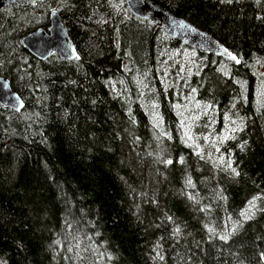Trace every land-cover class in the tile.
<instances>
[{
    "label": "trees",
    "instance_id": "16d2710c",
    "mask_svg": "<svg viewBox=\"0 0 264 264\" xmlns=\"http://www.w3.org/2000/svg\"><path fill=\"white\" fill-rule=\"evenodd\" d=\"M151 1L238 61L166 35L124 0H45L14 6L43 11L32 20L0 18V75L25 102L0 105V264H75V237L85 264H264V95L251 68L264 58V0ZM53 7L77 58L41 60L22 46ZM179 49L193 53L190 68L165 60ZM20 58L33 65L25 77ZM28 77L30 99L19 87ZM191 91L214 111L212 136L239 123L217 144L199 138L197 149L181 135L177 105Z\"/></svg>",
    "mask_w": 264,
    "mask_h": 264
},
{
    "label": "water",
    "instance_id": "95a60500",
    "mask_svg": "<svg viewBox=\"0 0 264 264\" xmlns=\"http://www.w3.org/2000/svg\"><path fill=\"white\" fill-rule=\"evenodd\" d=\"M39 1L43 0H0V8L34 5ZM125 3L134 15L155 23L166 35L183 44L201 53L216 55L228 62L238 61V57L211 34L151 0H125ZM21 43L33 56L41 60L52 53L64 59L78 57L76 47L56 9L50 12V26L47 30L39 27L24 35ZM24 103L21 95L13 89L11 79L0 75V104L15 111H21Z\"/></svg>",
    "mask_w": 264,
    "mask_h": 264
},
{
    "label": "rangeland",
    "instance_id": "374dc122",
    "mask_svg": "<svg viewBox=\"0 0 264 264\" xmlns=\"http://www.w3.org/2000/svg\"><path fill=\"white\" fill-rule=\"evenodd\" d=\"M125 1V0H124ZM54 8V7H53ZM0 18L3 20V23L7 24V23H12L13 21L18 22L19 20L23 19H30L28 16L31 15L32 17H35L36 15L41 16L43 11H39V10H29V9H25V10H19V9H15L14 6L13 7H8V8H4L3 10H0ZM38 12H40L39 14H37ZM28 21V20H26ZM7 26V25H6ZM7 28V27H6ZM163 52V51H162ZM161 52V53H162ZM2 51L0 52V60L2 58ZM163 55L165 56V60L166 59H175L177 61H179L182 64H186L189 68L191 67V65L193 64V53L189 50H184V49H179L176 50L174 53H167V52H163ZM21 64L19 67V71L23 72V76H26V73L30 70V68L33 66L29 61L25 62V60L23 58L19 59ZM28 63V64H27ZM1 64V62H0ZM226 68L224 64H222L221 69ZM251 68L254 72V74L256 75L258 81H257V89L259 91V97H262L264 95V58L262 59H255L253 61V63L251 64ZM25 71V72H24ZM21 75V74H19ZM22 76H20V78H24ZM142 82V84L140 85L141 91L142 93L140 94L142 97V104L143 106L146 108V111L150 117L151 123L153 125V128H155V130L157 131L155 133V137L156 139L160 136V133H162V119L160 116V113L157 109V106L155 103H153L152 105L148 104L147 102V97L144 94V91H151L152 89H148L145 86L142 87L144 84V80L140 81ZM27 83H30V79L29 77L24 80L22 82V85H19V87L26 89L25 93L27 92V97H29V99L32 97V91L29 87V85H27ZM243 87H245V84L241 83ZM148 87V85H147ZM192 91L185 97H182L179 99V104L177 105V112L176 114L178 115L179 118V124L181 127V135L183 137V139L187 142L190 143L192 146H196V148L198 149L199 147L202 148L201 144L199 145V143H197V139L199 140V138L204 139L206 142L208 141H212L213 143L217 144L218 140H222L225 139V135L228 134V130L229 129H235L237 127V125L239 124L238 122H235L233 120V123H229L227 125V128L222 129L221 134L219 135V137H217L216 135L212 136V134L210 133L209 130V121H212L214 119V111L212 110V108L210 107V105L208 104H204L203 102H201L198 98H196V95L193 93V95L191 94ZM195 95V96H194ZM205 120L207 123V125L203 128H201L198 132L195 130V125L197 124V122H200L201 120ZM235 123V124H234ZM227 130V131H226ZM159 136V137H158ZM256 203L251 202L246 209L241 213V217L243 219H248L249 217H251V215L254 212V207H255ZM241 218V219H242ZM238 223H236L237 225ZM235 227V225H234ZM226 229V228H225ZM224 229V231H225ZM230 229V228H229ZM226 231H229L228 229H226ZM213 233V231H211ZM74 241L70 240L69 243V249L71 251L72 257L74 259V263L75 264H85V257H83L82 253L85 250L84 246V240L83 239H76L75 238H71ZM103 258V257H102ZM105 264L108 263L107 261L104 262Z\"/></svg>",
    "mask_w": 264,
    "mask_h": 264
},
{
    "label": "flooded vegetation",
    "instance_id": "af4514ba",
    "mask_svg": "<svg viewBox=\"0 0 264 264\" xmlns=\"http://www.w3.org/2000/svg\"><path fill=\"white\" fill-rule=\"evenodd\" d=\"M21 6H25V5H21Z\"/></svg>",
    "mask_w": 264,
    "mask_h": 264
},
{
    "label": "snow or ice",
    "instance_id": "6c2138e0",
    "mask_svg": "<svg viewBox=\"0 0 264 264\" xmlns=\"http://www.w3.org/2000/svg\"><path fill=\"white\" fill-rule=\"evenodd\" d=\"M169 163H171V161H169Z\"/></svg>",
    "mask_w": 264,
    "mask_h": 264
}]
</instances>
